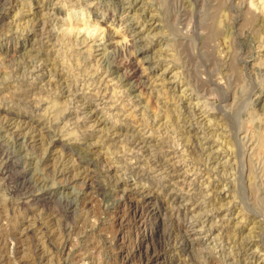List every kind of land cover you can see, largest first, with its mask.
Here are the masks:
<instances>
[{
  "label": "rangeland",
  "instance_id": "obj_1",
  "mask_svg": "<svg viewBox=\"0 0 264 264\" xmlns=\"http://www.w3.org/2000/svg\"><path fill=\"white\" fill-rule=\"evenodd\" d=\"M228 263L264 264V0H0V264Z\"/></svg>",
  "mask_w": 264,
  "mask_h": 264
},
{
  "label": "bare ground",
  "instance_id": "obj_2",
  "mask_svg": "<svg viewBox=\"0 0 264 264\" xmlns=\"http://www.w3.org/2000/svg\"><path fill=\"white\" fill-rule=\"evenodd\" d=\"M129 3V2H128ZM144 23V22H143ZM139 24V23H138ZM141 27V26H140ZM143 35V34H142ZM202 114V113H201ZM24 120V119H23ZM90 121V120H89ZM99 126V125H98ZM114 130V129H113ZM206 130V129H205ZM146 133V132H145ZM22 139V138H21ZM18 147V146H17ZM178 149V148H177ZM11 150V149H10ZM18 154V153H17ZM116 155V154H115ZM15 158H17V157H15ZM10 161V160H9ZM8 161V162H9ZM14 163V162H13ZM10 164V163H9ZM180 164V163H179ZM185 165V164H184ZM19 168V167H18ZM184 169V168H183ZM9 171V170H8ZM183 172V171H182ZM185 172V171H184ZM187 172V171H186ZM195 172V171H194ZM5 174V173H4ZM199 174V173H198ZM186 175V174H185ZM197 176V175H196ZM13 177V176H12ZM204 177V176H203ZM19 179V178H18ZM24 179V178H23ZM177 179V178H176ZM184 179V178H183ZM181 180V179H180ZM16 181H18V180H16ZM27 182V181H26ZM188 182V181H187ZM192 182V181H191ZM207 182V181H206ZM20 183V182H19ZM186 183V182H185ZM190 183V182H189ZM165 184V183H164ZM206 184V183H205ZM16 185H17V183H16ZM184 185V184H183ZM186 185V184H185ZM188 185V184H187ZM197 185H198V183H197ZM179 186V185H178ZM177 187V186H176ZM180 187V186H179ZM193 187V186H192ZM203 187V186H202ZM206 187V186H205ZM189 188V187H188ZM140 189V188H139ZM149 189V188H148ZM150 190H152V189H150ZM183 190V189H182ZM49 191V190H48ZM133 191V190H132ZM144 191H146V193H148V190H144ZM189 192V191H188ZM188 192H186V193H188ZM201 192V191H200ZM126 193V192H125ZM155 193V192H154ZM166 193V192H165ZM181 193V192H180ZM174 194V193H173ZM195 195V194H194ZM72 196V195H71ZM150 197V196H149ZM194 197H196V195L194 196ZM88 198V197H87ZM132 198V197H131ZM136 198V197H135ZM148 198V197H147ZM146 198V199H147ZM179 198V197H178ZM197 198V197H196ZM200 198V197H199ZM47 199V198H46ZM192 199V198H191ZM144 200V199H143ZM180 200V199H179ZM200 200V199H199ZM148 201V200H147ZM153 201V200H152ZM183 201V200H182ZM181 201V202H182ZM68 203V202H67ZM165 203V202H164ZM45 204V203H44ZM131 204V203H130ZM87 205V204H86ZM203 205V204H202ZM120 206V205H119ZM45 207V206H44ZM135 207V206H134ZM185 208V207H184ZM203 208V207H202ZM141 209V208H140ZM74 210V209H73ZM183 210H187V209H183ZM157 211V210H156ZM190 212V211H189ZM206 213V212H205ZM191 214V213H190ZM202 214V213H201ZM201 214H199V215H201ZM157 216V215H156ZM209 215H205V216H203L205 219L203 220V223L204 222H208V219H207V217H208ZM214 217V216H213ZM142 219V218H141ZM153 220V219H152ZM214 222V221H213ZM212 223V222H211ZM203 225V224H202ZM122 227V226H121ZM180 228V227H179ZM197 228V227H196ZM199 228V227H198ZM201 229V228H200ZM202 230V229H201ZM183 231V230H182ZM209 232V229L207 228V230L206 229H204L202 232L204 233V232ZM206 232V233H207ZM189 233V232H188ZM198 235V234H197ZM204 235V234H203ZM186 236V235H185ZM190 239V238H189ZM187 240V239H186ZM185 240V241H186ZM201 241V240H200ZM206 242V241H205ZM207 245H208V243H207ZM210 245H211V243H210ZM220 245V244H219ZM250 248V247H249ZM251 250V249H250ZM246 251V250H245ZM156 252V251H155ZM159 254V253H158ZM213 254V253H212ZM155 255V254H154ZM230 255V254H229ZM220 256V255H219ZM234 256V255H233ZM146 257V256H145ZM209 258V257H208ZM87 259V258H86ZM152 260V259H151ZM158 260V259H157ZM156 261V260H155ZM231 261V260H230ZM251 261V260H250ZM226 262V261H225ZM244 262V261H243ZM242 262V263H243ZM160 263V262H159ZM229 264V263H228ZM246 264V263H245Z\"/></svg>",
  "mask_w": 264,
  "mask_h": 264
}]
</instances>
